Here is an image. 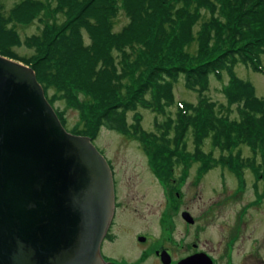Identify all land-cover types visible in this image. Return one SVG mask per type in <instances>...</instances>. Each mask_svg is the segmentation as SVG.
<instances>
[{"label":"trees","instance_id":"16d2710c","mask_svg":"<svg viewBox=\"0 0 264 264\" xmlns=\"http://www.w3.org/2000/svg\"><path fill=\"white\" fill-rule=\"evenodd\" d=\"M48 1L21 0L5 14L0 0V54L31 67L47 95L55 89L50 103L63 99L78 111L87 127L71 133L92 139L104 126L132 137L161 175L183 154L201 157L199 170L220 163L237 175L243 167L264 173V98L256 97L252 84L234 69L243 64L264 73V0ZM120 11L127 23L114 31ZM34 20L43 23L42 29L21 41L14 26ZM21 45L31 49L28 57L15 52ZM224 71L229 79L223 93L228 107L235 104L234 118L216 110L205 95L210 75L220 79ZM180 76L197 92L195 103H175L172 86ZM79 94L86 102L79 101ZM138 106L163 115L154 120V130L142 128L136 111L128 123L127 111ZM56 112L64 126L62 112ZM189 129L193 153L186 151ZM205 137L221 152L237 144L254 153L261 150V162L254 165L239 154L214 160L201 149Z\"/></svg>","mask_w":264,"mask_h":264},{"label":"water","instance_id":"95a60500","mask_svg":"<svg viewBox=\"0 0 264 264\" xmlns=\"http://www.w3.org/2000/svg\"><path fill=\"white\" fill-rule=\"evenodd\" d=\"M58 120L34 71L0 56V264H101L109 168Z\"/></svg>","mask_w":264,"mask_h":264},{"label":"rangeland","instance_id":"374dc122","mask_svg":"<svg viewBox=\"0 0 264 264\" xmlns=\"http://www.w3.org/2000/svg\"><path fill=\"white\" fill-rule=\"evenodd\" d=\"M21 0H2L3 11L5 14L8 10L17 2ZM43 3H48V0H40ZM208 15L205 16L207 18ZM45 19L48 17L44 16ZM62 19L60 18L59 21ZM52 22V21H51ZM50 22V24H51ZM127 23V18L122 11L118 13L115 18L113 30L118 31ZM43 27V23L39 20H34L28 25H15L14 30L18 34V37L23 41L26 37L39 33ZM199 23L194 26L195 30H198ZM84 39L87 42V35L84 34ZM192 51L197 47L194 43L190 46ZM15 52L24 57H28L31 54V49L24 45L14 47ZM261 67L264 69V54L260 57ZM29 67V66H27ZM31 68V67H30ZM236 76L244 81H248L252 84L255 90L256 97H264V73L257 72L245 66L243 64H237L235 67ZM228 74L224 71L220 79L210 75L205 95L209 101L215 104L216 110L224 112V114L231 118L236 116L235 104L228 107L226 97L223 93V87L228 83ZM55 93V89L49 90V97ZM172 93L175 99V103H195L197 101V92L188 89L184 84L183 76H180L177 81L173 83ZM79 101L86 102V98L79 94ZM54 107L60 110L65 120V128L70 132L74 128L85 130V119L78 113L73 107L67 106L63 99L57 98L53 103ZM136 111L141 116L142 128L150 131L154 130V120H160L163 115L156 114L150 109L143 107H136L134 110L127 111L126 117L128 123L132 122V115ZM171 115L173 116L176 111V106L172 105L169 108ZM86 136V135H83ZM88 137V136H86ZM92 143L100 151V153L109 161H111L117 177L119 178V185L127 187L135 195L140 198L135 200L136 206L142 209L146 205L157 206L162 201L161 187L162 183L159 181L161 178V171L157 172L149 161V154L145 151L142 144L132 137H127L118 131L107 129L106 127H100L97 132V137ZM195 149L194 137L192 130H188L186 139V151L193 153ZM201 149L204 154L208 155L211 152V157L214 160L220 158L221 155L229 157L239 154L240 158L246 161V158L254 160V165L261 162V150L254 153L253 148L245 144H237L231 147L230 152H221L220 148L214 146L211 143L210 137L202 139ZM185 157L186 185L198 186V192L201 191L204 197L215 196L217 193L225 188L244 186L243 200H229L225 201L220 208H223L221 214L218 213L217 219H215L206 230L201 233L203 238H207L216 243L221 236L226 235L229 231L231 224L236 222V213L239 207L245 203L246 212L244 213L242 225V239L240 245L247 252L259 247L261 245V257L264 258V173L252 169L251 167H243L240 169L239 175L236 174V170L229 167L227 164L223 165L217 163L211 168H201L199 170L201 157L188 156ZM153 161V160H152ZM206 166V165H205ZM160 175V176H159ZM197 175V178H194ZM159 178V179H158ZM217 198V197H215ZM204 204L198 199V207H202ZM157 218V212L155 213ZM201 238V237H200ZM257 238V239H255ZM257 243V244H256ZM150 262V261H149ZM234 264V263H233Z\"/></svg>","mask_w":264,"mask_h":264},{"label":"flooded vegetation","instance_id":"af4514ba","mask_svg":"<svg viewBox=\"0 0 264 264\" xmlns=\"http://www.w3.org/2000/svg\"><path fill=\"white\" fill-rule=\"evenodd\" d=\"M105 160L110 169L113 206L99 243L101 264H184L186 260H198V254L210 258L212 264H264L260 244L252 252L240 245L245 203L237 210L236 222L216 243L201 236L221 214L220 206L225 201L245 198L244 186L204 197L198 186L186 185L185 157L181 156L179 163L168 164L162 180L158 178L162 201L156 207L146 205L140 209L135 203L140 197L127 190L131 188L119 185L111 161ZM198 199L202 207H198Z\"/></svg>","mask_w":264,"mask_h":264},{"label":"bare ground","instance_id":"6f19581e","mask_svg":"<svg viewBox=\"0 0 264 264\" xmlns=\"http://www.w3.org/2000/svg\"><path fill=\"white\" fill-rule=\"evenodd\" d=\"M0 56H2V57H4V58H6V59H8V60H12L13 61V59H11V58H8L7 56H4V55H1L0 54ZM14 61H17V60H14ZM17 62H20V61H17ZM20 63H22V62H20ZM22 64H24V63H22ZM24 65H26V64H24ZM261 65V64H260ZM28 66V65H27ZM32 69V68H31ZM33 70V69H32ZM35 74V73H34ZM36 77V76H35ZM40 86H41V88H42V91H43V95H44V98H45V100L48 102V104L51 106V108L53 109V111L55 112V114H56V116H57V118L59 119L58 121L59 122H61V120H60V118H59V116H58V114H57V108H55L54 107V104H52V103H50V101H49V93H48V95L44 92V89H43V87H42V85L40 84ZM264 98V97H263ZM62 124V123H61ZM63 125V124H62ZM64 127V129L66 130V131H68L66 128H65V126H63ZM69 132V131H68ZM71 133V132H70ZM72 134H74V133H72ZM75 135H77V134H75ZM81 136H83V135H81ZM97 137V135L94 137V138H92L93 140L95 139ZM88 138H90V137H88ZM91 140V139H90ZM136 140V139H135ZM91 142H92V140H91ZM93 144V143H92ZM93 146H94V144H93ZM95 147V146H94ZM96 148V147H95ZM97 149V148H96ZM98 150V149H97ZM99 153H100V151H98ZM101 154V153H100ZM102 155V154H101ZM103 156V155H102ZM103 158H104V161H105V163L107 164V162H106V160H105V157L103 156ZM108 166V165H107ZM109 168V167H108ZM109 172H110V169H109ZM158 174V173H157ZM160 176V175H159ZM161 178L163 179V177L161 176ZM107 228V227H106ZM106 231V230H105ZM103 236V235H102ZM101 239H102V237H101ZM101 239H100V241H101Z\"/></svg>","mask_w":264,"mask_h":264}]
</instances>
